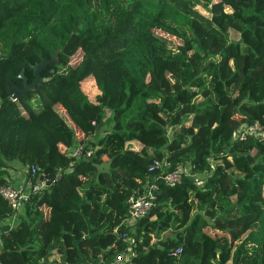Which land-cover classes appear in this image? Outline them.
Returning <instances> with one entry per match:
<instances>
[{
	"label": "trees",
	"instance_id": "obj_1",
	"mask_svg": "<svg viewBox=\"0 0 264 264\" xmlns=\"http://www.w3.org/2000/svg\"><path fill=\"white\" fill-rule=\"evenodd\" d=\"M55 50L11 100L20 70L31 82ZM254 123L261 134L234 136ZM152 158L202 178L158 176L127 224ZM11 163L47 185L0 232V264H264L250 230L264 211V0H0V187Z\"/></svg>",
	"mask_w": 264,
	"mask_h": 264
},
{
	"label": "built area",
	"instance_id": "obj_2",
	"mask_svg": "<svg viewBox=\"0 0 264 264\" xmlns=\"http://www.w3.org/2000/svg\"><path fill=\"white\" fill-rule=\"evenodd\" d=\"M12 100V99H11ZM263 131L256 123L249 125H242L239 127L234 136L244 137L247 134H261ZM79 150V149H78ZM76 152V153H75ZM74 154H78V151H74ZM168 163L157 158H152L148 166V171L151 173L150 179L144 185L143 191L140 194H134L129 196L126 203V212L123 222L132 224L135 220L142 218L147 214L148 210L153 206L154 194L157 191V186L154 180L160 176L162 181L168 186H174L180 182L183 176L192 175L186 172L183 165H176L173 169L169 170L166 167ZM29 172L31 178H34L32 182L29 180L20 184L13 185L10 183L7 186L0 187V195L10 206L12 213L17 211L20 206L25 202L29 192L40 193L47 185V181L44 177L39 178V170L36 167L30 166L28 169H24V172ZM199 181H197V184ZM107 264H132L129 262V257L126 253H118L113 260Z\"/></svg>",
	"mask_w": 264,
	"mask_h": 264
},
{
	"label": "rangeland",
	"instance_id": "obj_3",
	"mask_svg": "<svg viewBox=\"0 0 264 264\" xmlns=\"http://www.w3.org/2000/svg\"><path fill=\"white\" fill-rule=\"evenodd\" d=\"M198 9V11L201 13V14H206V12L204 11V10H202V9H200V8H197ZM156 33H158L160 36H162V37H166V35L165 34H163V33H161V32H158V31H156ZM236 37V35L235 34H233V33H230V38H235ZM171 42H170V45L171 46H174V44H177V40L175 39H173L172 37H167ZM174 43V44H173ZM91 87V79H90V77H87V78H85L81 83H80V88H81V90L83 91V92H86L87 90H89V88ZM36 103L34 102V103H31V107H36ZM19 111L21 112V113H23L24 112V108H22V107H19ZM108 115V112L106 111L105 112V116H107ZM106 128V125H102V126H100V128H99V134H101L102 133V130H104ZM75 131H76V135L77 136H82L81 134V132L80 131H78V130H76L75 129ZM171 131H172V127H169L168 129H167V132H166V135H167V137H169L170 136V134H171ZM101 132V133H100ZM94 134H95V131L93 130L92 132H89V133H87L86 134V138H88V139H90V138H92L93 136H94ZM75 149L73 150V151H78V147L77 146H75L74 147ZM183 167H184V169H185V171L186 172H189V169H188V167H187V165H185V164H183ZM193 180H196V181H199L201 178H202V176H195L194 174L193 175H189ZM42 210H43V213H44V217L46 218V214H47V209H44V208H42ZM250 230H252V231H255V232H257V233H259L260 235H262V236H264V211L262 212V214L260 215V217L256 220V222L255 223H253L251 226H250ZM206 233L207 234H209L210 236H213V237H216V236H219V235H221V234H224L223 232H219V231H217V230H215V229H212V228H209V229H206Z\"/></svg>",
	"mask_w": 264,
	"mask_h": 264
},
{
	"label": "water",
	"instance_id": "obj_4",
	"mask_svg": "<svg viewBox=\"0 0 264 264\" xmlns=\"http://www.w3.org/2000/svg\"><path fill=\"white\" fill-rule=\"evenodd\" d=\"M58 50H55L50 59H41L39 62L30 65V69L32 71L33 80L31 82H27L25 77L22 74V70L16 76L21 79V85H15L11 83L8 86V91L10 92V99L15 100L18 96L25 93L27 90H33L37 85L41 82L40 72L46 67L47 64H52L55 62V56Z\"/></svg>",
	"mask_w": 264,
	"mask_h": 264
},
{
	"label": "crops",
	"instance_id": "obj_5",
	"mask_svg": "<svg viewBox=\"0 0 264 264\" xmlns=\"http://www.w3.org/2000/svg\"><path fill=\"white\" fill-rule=\"evenodd\" d=\"M7 173H8V178L10 179V182L13 183V185H17L26 181L25 172L22 169H20V167L15 163H11V167L7 169ZM22 209H23V204L20 206V208L17 211L12 213L10 216L0 220V232L8 228H11L16 223V221L18 220V216L22 214ZM53 264H61V263H53Z\"/></svg>",
	"mask_w": 264,
	"mask_h": 264
}]
</instances>
